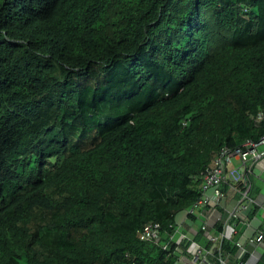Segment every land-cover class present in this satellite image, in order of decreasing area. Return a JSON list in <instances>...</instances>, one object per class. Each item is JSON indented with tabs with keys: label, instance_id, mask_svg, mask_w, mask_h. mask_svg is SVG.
<instances>
[{
	"label": "trees",
	"instance_id": "1",
	"mask_svg": "<svg viewBox=\"0 0 264 264\" xmlns=\"http://www.w3.org/2000/svg\"><path fill=\"white\" fill-rule=\"evenodd\" d=\"M263 135L264 0H0V264H176L202 173Z\"/></svg>",
	"mask_w": 264,
	"mask_h": 264
},
{
	"label": "built area",
	"instance_id": "2",
	"mask_svg": "<svg viewBox=\"0 0 264 264\" xmlns=\"http://www.w3.org/2000/svg\"><path fill=\"white\" fill-rule=\"evenodd\" d=\"M262 119L263 113L259 112L255 120L259 122ZM235 162L238 166H234ZM256 167H259L260 174L264 175V135L258 140L246 139L236 147L223 146L218 150L212 164L202 173L200 197L186 211V216L200 219L199 230L204 232L211 248L207 249L191 241L196 247L191 258L195 264H214V255H217L219 264H227V258L221 255V243L223 240H232L226 235L230 219H236L239 213L248 211L253 205L250 176ZM227 190H236L240 199L231 211H226L225 216L223 203ZM219 223L222 224L223 230L218 233L214 226ZM179 228L180 226L175 231L179 238L169 237L170 242L176 240L178 253L182 251L179 243L182 245V242L189 241L185 235L177 232ZM161 236L160 224L153 222L145 224L138 232V238L143 242H158ZM247 242L252 246L261 244L264 242V231L250 236ZM233 244L239 251H244L241 241H235ZM162 248L167 249L168 244L164 243Z\"/></svg>",
	"mask_w": 264,
	"mask_h": 264
},
{
	"label": "crops",
	"instance_id": "3",
	"mask_svg": "<svg viewBox=\"0 0 264 264\" xmlns=\"http://www.w3.org/2000/svg\"><path fill=\"white\" fill-rule=\"evenodd\" d=\"M234 166H238V163L235 162ZM250 182L253 205L248 211L239 213L236 219H230L226 227V235L231 239L235 238L234 240L241 241L244 251L241 252L236 248V254L233 258L229 259L230 257L228 255L225 257L227 258V264H240V262H242V264H264V242L254 246L249 245L247 242L250 236L264 231V175L260 174L259 167H256L253 171V174L250 176ZM239 197L236 190H227L223 203L225 216L226 211H231L237 205L240 199ZM239 223L245 225L242 232L236 229ZM179 226L180 228L177 232L185 235L189 241H193V238L199 230L200 219L191 221L190 218L186 216L182 219ZM193 242L196 243L195 241ZM191 247L192 244L188 250L189 257L181 255L176 264H195L191 259L194 254V250H191ZM180 253L181 252H179V254Z\"/></svg>",
	"mask_w": 264,
	"mask_h": 264
},
{
	"label": "water",
	"instance_id": "4",
	"mask_svg": "<svg viewBox=\"0 0 264 264\" xmlns=\"http://www.w3.org/2000/svg\"><path fill=\"white\" fill-rule=\"evenodd\" d=\"M244 228H245V225H244L243 223H239V224L236 226V229L239 230L240 232H242Z\"/></svg>",
	"mask_w": 264,
	"mask_h": 264
},
{
	"label": "rangeland",
	"instance_id": "5",
	"mask_svg": "<svg viewBox=\"0 0 264 264\" xmlns=\"http://www.w3.org/2000/svg\"><path fill=\"white\" fill-rule=\"evenodd\" d=\"M179 244L181 245V243H179ZM191 250H194L195 251L196 250V247L194 245H192Z\"/></svg>",
	"mask_w": 264,
	"mask_h": 264
}]
</instances>
